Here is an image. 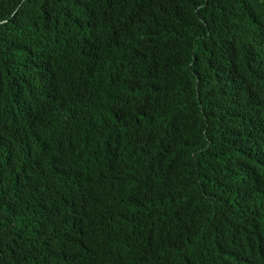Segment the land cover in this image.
<instances>
[{
  "label": "trees",
  "instance_id": "16d2710c",
  "mask_svg": "<svg viewBox=\"0 0 264 264\" xmlns=\"http://www.w3.org/2000/svg\"><path fill=\"white\" fill-rule=\"evenodd\" d=\"M258 112L264 0H0V264H264Z\"/></svg>",
  "mask_w": 264,
  "mask_h": 264
},
{
  "label": "clouds",
  "instance_id": "9594fccd",
  "mask_svg": "<svg viewBox=\"0 0 264 264\" xmlns=\"http://www.w3.org/2000/svg\"><path fill=\"white\" fill-rule=\"evenodd\" d=\"M253 115V120H256V119H258V118H260L259 116H261V115H264V112H258V113H256L255 115L254 114H252ZM261 119V118H260ZM263 120V119H262ZM263 122H264V120H263Z\"/></svg>",
  "mask_w": 264,
  "mask_h": 264
}]
</instances>
